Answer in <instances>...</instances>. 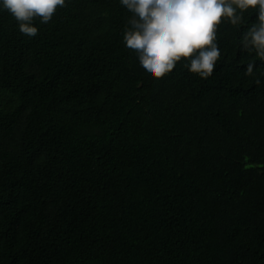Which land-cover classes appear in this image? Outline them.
Instances as JSON below:
<instances>
[{"label":"trees","instance_id":"trees-1","mask_svg":"<svg viewBox=\"0 0 264 264\" xmlns=\"http://www.w3.org/2000/svg\"><path fill=\"white\" fill-rule=\"evenodd\" d=\"M65 3L29 37L0 0V264H264L258 6L205 79L151 77L120 0Z\"/></svg>","mask_w":264,"mask_h":264},{"label":"clouds","instance_id":"clouds-1","mask_svg":"<svg viewBox=\"0 0 264 264\" xmlns=\"http://www.w3.org/2000/svg\"><path fill=\"white\" fill-rule=\"evenodd\" d=\"M132 16L123 33L125 46L136 52L141 67L153 78L171 73L181 58H189L187 70L201 78L214 73L221 53L215 43L222 17L230 23L242 20V13L257 9L258 24L242 37V47L264 59V0H120ZM23 35L35 37L34 21L47 24L65 0H2ZM238 10L239 13L238 14ZM253 65L247 67L252 74ZM259 83V81H256Z\"/></svg>","mask_w":264,"mask_h":264}]
</instances>
